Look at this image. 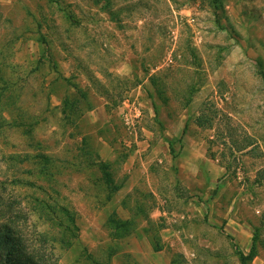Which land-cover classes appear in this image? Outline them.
<instances>
[{
    "label": "rangeland",
    "instance_id": "374dc122",
    "mask_svg": "<svg viewBox=\"0 0 264 264\" xmlns=\"http://www.w3.org/2000/svg\"><path fill=\"white\" fill-rule=\"evenodd\" d=\"M263 71L264 0H0V221L53 264H264Z\"/></svg>",
    "mask_w": 264,
    "mask_h": 264
},
{
    "label": "trees",
    "instance_id": "16d2710c",
    "mask_svg": "<svg viewBox=\"0 0 264 264\" xmlns=\"http://www.w3.org/2000/svg\"><path fill=\"white\" fill-rule=\"evenodd\" d=\"M264 80V71H263ZM86 98V94H83ZM189 102H187L188 104ZM65 104L68 105L67 100ZM71 110H74L71 108ZM70 110V111H71ZM192 121L201 129H210L214 131V137L209 139L210 147L214 144H221L225 146V149H232L235 151H243L252 146H255L251 136L244 134L239 135L236 131V127L231 123V119L227 114L217 107L215 102H205L201 106L198 114H196ZM224 149V148H223ZM171 151H174L173 143L171 142ZM212 156L215 157V152H212ZM99 168L103 173L106 184L111 187V191H117L118 185H114V179L112 172L109 171V164L105 161L99 162ZM259 177L257 179H264V169L258 172ZM110 197V196H109ZM65 213L71 216L70 211L64 208ZM72 221L74 217L71 216ZM111 225L116 229L127 227L130 224V220H123L120 218L112 217L110 219ZM109 222V223H110ZM155 247L160 248L161 245L155 242ZM256 255V247L251 248L250 253L246 256L241 253V260L243 264H247L248 259H252ZM0 264H53L46 260V258L39 256L35 252L29 250L26 245L25 239L22 234L16 229L14 225L9 222L0 221Z\"/></svg>",
    "mask_w": 264,
    "mask_h": 264
}]
</instances>
